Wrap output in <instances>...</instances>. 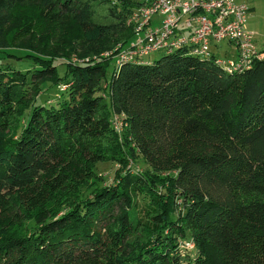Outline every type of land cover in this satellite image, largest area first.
Listing matches in <instances>:
<instances>
[{"label": "trees", "instance_id": "trees-1", "mask_svg": "<svg viewBox=\"0 0 264 264\" xmlns=\"http://www.w3.org/2000/svg\"><path fill=\"white\" fill-rule=\"evenodd\" d=\"M134 5L0 0V58L32 63L0 64V264H264V60L228 73L177 49L117 67L112 51L60 74L34 44L73 25L125 45ZM20 10L29 50L7 43Z\"/></svg>", "mask_w": 264, "mask_h": 264}, {"label": "built area", "instance_id": "built-area-1", "mask_svg": "<svg viewBox=\"0 0 264 264\" xmlns=\"http://www.w3.org/2000/svg\"><path fill=\"white\" fill-rule=\"evenodd\" d=\"M134 3L126 19L132 38L112 50L117 67L125 62L143 63L153 52L167 54L177 49H185L188 55L201 59L214 56L215 63L228 73L243 72L255 61L264 60V49L256 47L246 27L249 6L244 2L134 0ZM220 43L230 45L234 53L218 56ZM112 124L117 131L121 130L122 122L117 116L113 117ZM192 247L190 241L180 244L181 250Z\"/></svg>", "mask_w": 264, "mask_h": 264}, {"label": "rangeland", "instance_id": "rangeland-1", "mask_svg": "<svg viewBox=\"0 0 264 264\" xmlns=\"http://www.w3.org/2000/svg\"><path fill=\"white\" fill-rule=\"evenodd\" d=\"M248 1V0H246ZM250 2V1H249ZM259 4L262 8L259 9L257 6L254 8L256 11L264 12V0H259ZM27 16L26 10H20L16 16V18L13 20V22L10 24V26L7 29L6 37H7V43L11 47L15 48H21V49H27L30 48L27 47L30 41V36L22 37L17 34L16 30L20 26L23 20H25ZM34 44L37 46L38 49H41L42 47L48 49L49 53L55 58L57 70L60 74L64 72V65L63 59H77V58H87V57H100L105 58V56L112 50L107 49L108 42H103L101 44L99 43H85L78 34L76 28L73 25L67 26L65 30L62 31V34L60 37L56 38L54 41H52V38L47 41L46 37L44 35L37 36V39H35ZM221 47H225L224 43L219 44ZM216 52V51H215ZM18 53V52H16ZM217 55L222 56L223 52L221 50H217ZM111 55V54H110ZM108 55V56H110ZM162 52H153L145 57L146 60L153 61L162 56ZM49 56V55H47ZM22 61V62H21ZM10 63L16 68L19 69H26L31 68L32 63L27 59L24 58L23 60H14L11 57L7 55H3L2 58H0V64H7ZM112 68L108 67L106 76L109 77L111 74ZM59 93V91H56ZM55 92L52 90L49 95L51 97H47V102H55L57 100V97H54ZM48 95V94H47ZM45 96V95H44ZM42 99L38 100L41 101ZM118 168V165L114 163H110L108 161L105 162H97L94 165V170L98 175H100L103 180L102 184H109L111 183L113 179V173ZM127 168H131L134 170H141L145 168V165L141 158L137 159H131L128 162Z\"/></svg>", "mask_w": 264, "mask_h": 264}, {"label": "crops", "instance_id": "crops-1", "mask_svg": "<svg viewBox=\"0 0 264 264\" xmlns=\"http://www.w3.org/2000/svg\"><path fill=\"white\" fill-rule=\"evenodd\" d=\"M240 2H244L249 6V13L247 17V24L246 27L248 31L252 33L254 44L258 49H264V12H259L254 10L257 6L262 8L260 5L257 4L261 3L259 0H238ZM250 1V2H249ZM264 6V5H262ZM225 44V43H224ZM223 52V55L233 54L234 49L230 46L225 44V47L219 48Z\"/></svg>", "mask_w": 264, "mask_h": 264}]
</instances>
